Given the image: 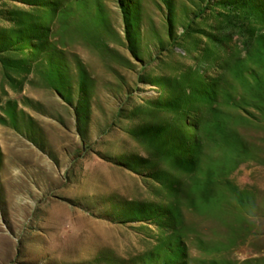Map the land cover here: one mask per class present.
I'll list each match as a JSON object with an SVG mask.
<instances>
[{"label": "rangeland", "instance_id": "obj_1", "mask_svg": "<svg viewBox=\"0 0 264 264\" xmlns=\"http://www.w3.org/2000/svg\"><path fill=\"white\" fill-rule=\"evenodd\" d=\"M0 264H264V0H0Z\"/></svg>", "mask_w": 264, "mask_h": 264}]
</instances>
